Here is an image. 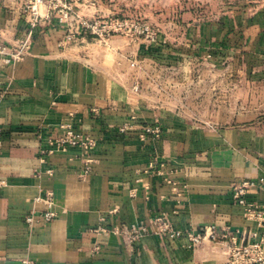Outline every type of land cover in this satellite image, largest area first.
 Returning <instances> with one entry per match:
<instances>
[{"label":"crops","instance_id":"obj_1","mask_svg":"<svg viewBox=\"0 0 264 264\" xmlns=\"http://www.w3.org/2000/svg\"><path fill=\"white\" fill-rule=\"evenodd\" d=\"M78 1L66 0L70 21L53 12L33 28L21 60L0 54V264H229L231 236L264 239V227L233 198L234 185L256 181L247 198L264 209V120L191 127L112 82L69 45L83 35L66 39L68 25L79 29L83 18ZM30 29L15 0H0L1 42L13 47ZM158 121L160 138L140 137L144 124ZM67 123L98 141L88 175L80 146L42 154ZM49 192L56 216L46 221ZM161 214L181 230L214 226L217 239L193 244L187 235H156L153 220ZM132 223L150 228L135 247L118 233Z\"/></svg>","mask_w":264,"mask_h":264},{"label":"rangeland","instance_id":"obj_2","mask_svg":"<svg viewBox=\"0 0 264 264\" xmlns=\"http://www.w3.org/2000/svg\"><path fill=\"white\" fill-rule=\"evenodd\" d=\"M78 2L86 26L75 39L86 40L69 45L112 82L191 127L264 120V0ZM112 21L121 30H104Z\"/></svg>","mask_w":264,"mask_h":264},{"label":"built area","instance_id":"obj_3","mask_svg":"<svg viewBox=\"0 0 264 264\" xmlns=\"http://www.w3.org/2000/svg\"><path fill=\"white\" fill-rule=\"evenodd\" d=\"M19 6L22 14L25 16L27 22L30 25V31L28 35L22 39L17 45L11 47L4 42L0 41V54L6 56L7 61H18L23 58L28 52L33 37V28L40 24L42 20L51 17L53 12L60 14L61 21H70L72 7L66 2V0H15ZM79 21V28L86 26L85 22ZM98 25V23H96ZM69 26V33L67 34V41L73 40L75 37L74 27L71 24ZM87 26H91L88 24ZM123 23L120 21H112L104 23V30L119 31L121 30ZM96 28V26H91ZM135 118V117H134ZM65 129L64 134L48 139V147L42 150V154H52L57 151H66L72 146H80L86 152V165L83 175H88L91 169L92 153L98 145V141L89 134L77 132L73 123L63 124ZM128 128V125L124 124L120 127V130L124 131ZM163 133V128L157 122L147 123L142 126L140 137L142 138H160ZM4 144V130L0 127V152ZM49 174L53 173L52 169H48ZM162 172L158 170V173ZM166 182L171 184L176 190L177 183L171 179L165 178ZM260 181L264 182V178ZM256 184V181L247 180L242 183H238L233 186V198L234 200L244 208L245 216L249 219H254L258 224L264 227V209L261 208L255 202H251L247 198L248 189L250 186ZM43 202L48 206V211L44 213V219L51 221L56 216V213L52 209L54 205L53 193L49 192ZM35 214L32 213L26 216V221L32 225L35 222ZM150 232V228L144 223H132L128 226H124L118 233L125 237L126 242L135 247L142 238ZM152 232L156 235H161L167 239H174L187 235L190 237L193 244H197L200 241L210 238L212 240L217 239L214 226H207L201 231L192 232L181 230L175 227L167 218L165 214L157 215L153 220ZM255 235V234H254ZM227 237L228 234H224ZM229 264H264V239L257 241L238 242L234 236H231V244L229 248Z\"/></svg>","mask_w":264,"mask_h":264}]
</instances>
